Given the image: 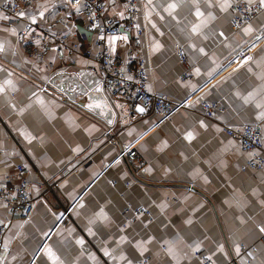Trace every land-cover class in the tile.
I'll use <instances>...</instances> for the list:
<instances>
[{
    "label": "crops",
    "instance_id": "crops-1",
    "mask_svg": "<svg viewBox=\"0 0 264 264\" xmlns=\"http://www.w3.org/2000/svg\"><path fill=\"white\" fill-rule=\"evenodd\" d=\"M108 2L111 14H122L124 0ZM171 3L178 7L169 10ZM139 7L150 89L184 104L167 119L152 116L134 123L115 142L105 135L114 114L97 91V78L87 68L90 60L77 55L72 65L54 50L41 59L17 41L28 21L61 32L64 27L53 21L69 12L66 3L39 0L18 22L0 14V86L6 80L14 85L0 92V115L8 127L0 126V182L25 165L29 191L37 197L39 179L31 164L57 182L46 200H37L27 220L10 219L0 202V222L8 225L4 264H53L49 249L59 258L56 264H135L145 257L148 264H197L193 253L198 249L213 264H264V233L259 231L264 168L241 171L254 153L244 151L221 127L259 123L264 133V119H257L264 109L244 103V97L264 86V9L249 24L253 31L245 33L248 25L233 29L231 8L221 12L203 0L201 18L189 0H141ZM209 12L216 18L205 26ZM77 24L85 32L82 19ZM194 26L198 31L193 32ZM87 38H82L83 47L92 36ZM130 41L127 33L107 39L110 51L119 55ZM178 45L192 64V78L186 81L180 78L184 67L176 55ZM48 79L61 80L58 86L70 100L39 92ZM199 93L201 98L192 101ZM203 100L221 106L215 120L204 117ZM188 133L192 140L186 139ZM132 144L144 168L138 181L126 187L133 174L117 157L122 145ZM127 205L147 207L152 215L126 216Z\"/></svg>",
    "mask_w": 264,
    "mask_h": 264
},
{
    "label": "built area",
    "instance_id": "built-area-1",
    "mask_svg": "<svg viewBox=\"0 0 264 264\" xmlns=\"http://www.w3.org/2000/svg\"><path fill=\"white\" fill-rule=\"evenodd\" d=\"M38 1L0 0V14H6L12 21L18 22L20 19L18 13L33 11ZM63 1L69 8V12L55 17L53 21L64 27L61 32L54 30L53 26L45 29L28 21L18 30L17 41L27 45L30 54L41 59L54 50L60 60L68 58L72 65L77 64V55L90 60L91 63L87 68L97 78L96 86L114 114L112 124L105 131L110 142H115L114 138L119 135L120 131L129 128L134 123L152 116L167 119L184 104L179 105L162 93L150 89L148 66L142 49L144 29L139 21L141 0H124L122 15L110 13L108 0ZM263 9L259 6V0L253 4L244 1L233 2L231 8L233 29L238 30L251 24ZM79 18L83 21L85 32L79 31L77 24ZM123 33L131 35L126 53L113 54L109 49L107 39ZM88 34L92 36L91 41L88 46L83 47L82 38L88 39ZM176 55L184 67L180 78L184 81L192 78V64L183 45L176 47ZM46 69L52 71L53 66L48 64ZM55 82L51 79L42 82L39 92L58 96L65 101L70 100L68 91L59 87ZM201 95L202 93L196 94L192 101L199 100ZM201 106L204 117L210 120H215L221 111V106L217 102L203 100ZM0 126L8 130L6 119L1 115ZM221 127L224 133L237 139L244 151L254 153L240 170H262L264 168L262 126L254 123L239 128H230L225 124ZM117 160L125 161L129 165L133 179L126 182L125 186L131 187L138 181L144 168V162L135 145H122ZM31 165L39 179L40 192L37 197H33L29 191L30 180L25 165H19L15 173L5 176L0 182V202L7 207L10 219L15 217L23 220L29 219L37 200H46L47 194L53 192V187L57 185L56 181L50 182L33 164ZM112 185H117V181H114ZM124 214L133 218L152 215L149 208L132 205L125 207ZM7 228V222H0V264H4L8 253L4 240ZM193 254L197 264H213L212 259H209L203 249L195 250ZM149 261L150 258L145 257L135 264H148Z\"/></svg>",
    "mask_w": 264,
    "mask_h": 264
},
{
    "label": "snow or ice",
    "instance_id": "snow-or-ice-1",
    "mask_svg": "<svg viewBox=\"0 0 264 264\" xmlns=\"http://www.w3.org/2000/svg\"><path fill=\"white\" fill-rule=\"evenodd\" d=\"M189 2L191 4V6L195 8L194 15L197 18H201V17L205 16V13L200 10L201 0H189ZM233 2H234V0H203V3L206 5V7H208V8L218 7L221 12H228V10L233 7ZM252 2H253V0H248V3H252ZM259 6H260V8H264V0H259ZM177 7H178V5L176 3H171L168 5L169 10H175ZM170 14H171V12H170ZM18 15L23 16L24 13H18ZM215 18L216 17L211 12H209L207 18L202 21V24H204L206 26V24L209 20H214ZM5 19H6V17H5ZM237 26L239 27V25H237ZM198 28H199V26H194L193 32L198 31ZM243 30L245 33H251L253 31L251 25H248ZM220 35H223V33H220ZM113 39H115V38H113ZM2 50L3 49L0 48V51H2ZM201 51H203V49H201ZM9 75H11V74H9ZM5 86L14 87V85H12L11 80H6L4 82V86H0V92H3L5 90ZM261 93H264V86H261L260 89L254 90L253 92H250L248 94V96L244 97V103L248 104V103L254 102L255 107L257 109H264V96H261L260 101L256 100V97L258 95H261ZM139 110L143 111V109H139ZM257 119H264V111L260 112V114L257 116ZM201 126H204L203 122H201ZM193 138L194 137H193L192 133H188V135L186 136V139H188V140H192ZM250 156H251V154H250ZM262 203H264V202H262ZM145 227H147V225H145ZM259 231L261 233H264V226L259 227ZM124 240H125V238L122 237L121 242H124ZM79 243H82V241H79ZM136 247L140 248L141 246L139 243H137ZM106 254H108V253H106ZM169 254L174 256V251L171 247L169 248ZM48 257L53 261V264H56V262L59 260V258L56 256V254L54 252H52L51 249L48 250ZM120 259H127V257L121 255ZM209 259H211V257H209ZM128 264H132V262L129 260Z\"/></svg>",
    "mask_w": 264,
    "mask_h": 264
},
{
    "label": "water",
    "instance_id": "water-1",
    "mask_svg": "<svg viewBox=\"0 0 264 264\" xmlns=\"http://www.w3.org/2000/svg\"><path fill=\"white\" fill-rule=\"evenodd\" d=\"M73 85H75V83ZM84 89H85V87L83 89H81L80 93H85ZM97 91L99 92V89Z\"/></svg>",
    "mask_w": 264,
    "mask_h": 264
},
{
    "label": "rangeland",
    "instance_id": "rangeland-1",
    "mask_svg": "<svg viewBox=\"0 0 264 264\" xmlns=\"http://www.w3.org/2000/svg\"><path fill=\"white\" fill-rule=\"evenodd\" d=\"M60 83H61V80H57V81H56V84H57V85H60Z\"/></svg>",
    "mask_w": 264,
    "mask_h": 264
}]
</instances>
